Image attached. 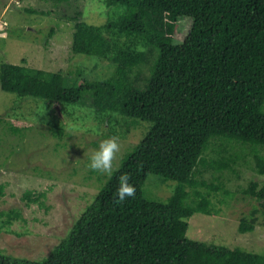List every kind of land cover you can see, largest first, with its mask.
Here are the masks:
<instances>
[{"label":"trees","instance_id":"1","mask_svg":"<svg viewBox=\"0 0 264 264\" xmlns=\"http://www.w3.org/2000/svg\"><path fill=\"white\" fill-rule=\"evenodd\" d=\"M100 1L114 11L104 25L77 20L72 50L109 61L112 77L73 87L62 72L3 63L0 88L50 104H78L90 94L87 102L103 122L120 116L152 126L47 258L30 261L0 251V264H264V254L187 238L190 217L215 214L196 176L231 168L206 159L214 139L264 146V0ZM183 17L192 19V28L176 43ZM255 163L264 175V156L256 152ZM122 173L136 192L118 201ZM150 175L177 183L167 202L146 197ZM243 192L259 204L240 220L245 234L259 224L258 214L264 225V183L250 181ZM44 197L24 195L38 204ZM0 216L9 228L21 213Z\"/></svg>","mask_w":264,"mask_h":264},{"label":"rangeland","instance_id":"2","mask_svg":"<svg viewBox=\"0 0 264 264\" xmlns=\"http://www.w3.org/2000/svg\"><path fill=\"white\" fill-rule=\"evenodd\" d=\"M112 11L100 0H0V66L10 63L62 72L73 87L84 80L108 79L114 74V65L94 55L75 54L72 43L77 20L104 25ZM192 23L190 18H179L176 43L184 41ZM149 72L150 66L144 67L143 77ZM88 97L90 94L78 104H50L0 88V186H4L0 214L21 213L9 228H5L6 217L0 216L3 254L30 261L47 258L152 126L120 116L116 122H103L88 104ZM17 128L21 131L16 132ZM109 136L119 143L111 174L87 166L88 156ZM256 152L264 156V146L214 139L206 159L229 162L231 168L207 169L196 176L197 182L206 184L198 190L209 193L215 214L190 217L188 239L264 254L261 214L254 231L239 232L241 218L259 207L243 192L250 181L264 183V175L256 168ZM164 180L150 175L144 186L146 197L167 202L177 183ZM213 187L219 190L213 191ZM28 191L44 193L43 204L25 199ZM189 191L194 199L195 192Z\"/></svg>","mask_w":264,"mask_h":264},{"label":"clouds","instance_id":"3","mask_svg":"<svg viewBox=\"0 0 264 264\" xmlns=\"http://www.w3.org/2000/svg\"><path fill=\"white\" fill-rule=\"evenodd\" d=\"M118 149V138L112 136L105 137L100 141L98 148L88 156L87 166L93 170L111 174L113 158ZM118 179L119 186L116 189L117 200L123 201L127 197L134 196L136 188L130 183L128 174L122 173Z\"/></svg>","mask_w":264,"mask_h":264}]
</instances>
